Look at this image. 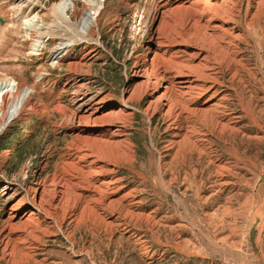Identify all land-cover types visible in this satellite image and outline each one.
I'll return each mask as SVG.
<instances>
[{"label": "rangeland", "instance_id": "374dc122", "mask_svg": "<svg viewBox=\"0 0 264 264\" xmlns=\"http://www.w3.org/2000/svg\"><path fill=\"white\" fill-rule=\"evenodd\" d=\"M59 1L0 0V76L34 93L0 98V264H264V0H95L85 38ZM178 64L202 89L169 111ZM94 137L128 151L80 173Z\"/></svg>", "mask_w": 264, "mask_h": 264}, {"label": "bare ground", "instance_id": "6f19581e", "mask_svg": "<svg viewBox=\"0 0 264 264\" xmlns=\"http://www.w3.org/2000/svg\"><path fill=\"white\" fill-rule=\"evenodd\" d=\"M94 1L95 0H85L87 9L84 12H82L81 19H80V21H77V22L70 16V13H69L70 9L75 7L73 0H60L59 2H56L53 5L51 12H50V14L53 17V22L56 25H61L62 23H66L69 27H72L74 25L76 28L78 27L79 31L81 30L83 32L82 36L84 34L87 37V35L93 34L95 31L94 25H95L97 20H96V18L92 17L90 13L92 11L91 6H93V4L95 3ZM207 4H208V2H207ZM40 42H41V39L38 38L34 45L38 46L40 44ZM73 45H74L73 41L66 42V43L65 42L60 43L59 49L61 50V52L58 56H56V58H58V59L64 58L67 55V53L71 50ZM172 69L176 72V75L173 77L170 85H166L164 87L165 88L164 92L157 97L158 101H160L162 99H165L167 101L166 103H168L167 106L169 107V111H172L173 109H175L179 104L180 105L183 104L185 102L184 100H186L185 98L187 97V94L190 91L193 92V90L199 89V87H200L199 90L202 89V87L199 84H198L199 87L193 85L194 80L193 81L192 80H186L185 82H178L175 80V79H177V77L185 76L189 73V67L188 66L178 64L177 67L174 66V68H172ZM198 69H200V67ZM191 70H193V69H191ZM156 71L157 70H155L153 68L151 70V74L155 75V82L162 80L159 77L160 74H158ZM201 73H203V72H201ZM147 75H148V73H147ZM202 77H203V75H202ZM206 77L208 78V75ZM146 79H148V78H146ZM203 79H205V78H203ZM4 92L5 93L10 92L9 94L13 95V98H11L12 97L11 96L10 98L8 97V98L4 99L6 104L11 106V107L6 108L7 113L9 115L8 121L11 120L12 118L18 117L20 115V113L22 112L23 108L31 105L33 102V97H34L33 92L21 87L18 84H15L13 82V80L10 78H4V77L0 76V98H2V99L4 97ZM33 107H35V106L33 105ZM181 107L183 108V106H181ZM100 109H101V107L97 108V107L93 106V107H91L85 111V113H87L88 115H83L80 119L81 122H83V126H85L83 130H88L89 126H92V125L93 126H103L102 124L109 122V115H99L98 114L100 112ZM118 132H120V131H117L116 133H112V136H114V134H118ZM100 133H101V131H100ZM108 138L109 137H96L95 139H92L93 142L96 141L97 148L91 154L90 153L84 154L85 153L84 152L82 155L79 156V161L81 160L82 163H80L81 165H80V167L78 166L77 169L80 173L81 172L84 173V168H86V167H88V168L95 167L98 164H100L101 161H103V160L105 162L110 163V161L112 162V160H114V159L116 160L117 157H120V156L125 154V151L128 149V143L126 140L120 139L118 141H113V140L108 139ZM106 168L104 167V169H106ZM96 171H98V170L96 169ZM96 171L94 174L96 176H99V174H98L99 172L97 173ZM105 171H107V170H102L100 175H103V173ZM90 172L92 173L93 171H90ZM88 173H89V171H88ZM81 176H82V174H81ZM31 212L34 213L35 210H31Z\"/></svg>", "mask_w": 264, "mask_h": 264}]
</instances>
